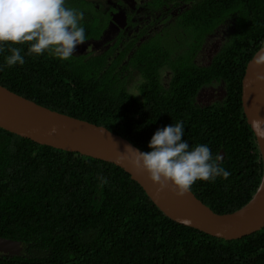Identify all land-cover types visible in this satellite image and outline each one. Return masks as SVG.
I'll return each mask as SVG.
<instances>
[{"label":"trees","instance_id":"trees-1","mask_svg":"<svg viewBox=\"0 0 264 264\" xmlns=\"http://www.w3.org/2000/svg\"><path fill=\"white\" fill-rule=\"evenodd\" d=\"M79 5L65 0L77 12ZM210 6L215 21L209 27L224 17L237 24L207 64L193 61L198 46L190 44L153 40L137 47L146 78L141 98L126 92L118 75L85 72L80 62L49 51L29 54L28 43L0 45V84L104 126L146 152L157 129L183 121L189 146L206 144L230 173L227 179L197 180L191 191L214 212H232L252 197L262 174L261 153L242 109L241 80L264 45V0H212ZM11 47L21 49L23 65H6ZM165 64L173 70L167 89L159 80ZM212 81L223 84V101L195 103L196 93ZM174 105L177 115L165 121L166 108ZM0 235L23 244L19 255L0 252V264H264V226L237 239L212 236L166 216L119 166L2 128Z\"/></svg>","mask_w":264,"mask_h":264},{"label":"water","instance_id":"water-1","mask_svg":"<svg viewBox=\"0 0 264 264\" xmlns=\"http://www.w3.org/2000/svg\"><path fill=\"white\" fill-rule=\"evenodd\" d=\"M264 45L247 62L241 80V103L246 121L256 138L261 158L262 174L252 197L240 208L216 213L190 190L183 196L176 194L174 185L163 189L153 184L142 168L132 163V154L125 153L126 145L141 152L128 139L104 126L52 110L27 99L0 84V128L27 137L40 144L78 152L82 155L110 162L127 172L151 201L170 219L223 239H237L264 226V124L257 127L253 120H264V81L256 79L264 74ZM55 128V132L51 129ZM23 244L0 235V252L19 255Z\"/></svg>","mask_w":264,"mask_h":264},{"label":"flooded vegetation","instance_id":"flooded-vegetation-1","mask_svg":"<svg viewBox=\"0 0 264 264\" xmlns=\"http://www.w3.org/2000/svg\"><path fill=\"white\" fill-rule=\"evenodd\" d=\"M79 1L81 5L76 8L79 9V13H83L80 23L85 29L86 40L76 46L69 59L80 62L85 72L98 74L109 72L112 77L118 75L116 79L123 80L126 92L138 98L142 96L140 86L146 78L141 72L140 56L134 54L137 47L153 40H159L163 45L190 44L193 48L198 46L193 61L198 65H204L210 61L225 40L227 32L233 30L237 24L233 17H224L209 27L212 21H215L210 6L212 0ZM203 9L207 10L204 17ZM194 30L200 31V34L194 36ZM172 74L173 70L169 64L159 69V80L165 89L169 87ZM133 83L137 86L136 94L130 91V85ZM213 83L217 84L216 81H212L201 88L211 86ZM198 92L194 97V102L198 105L223 101L222 99L200 104L197 100L200 96ZM173 107L166 108L165 121L177 115V107L175 105ZM168 109L171 110L167 113Z\"/></svg>","mask_w":264,"mask_h":264},{"label":"clouds","instance_id":"clouds-1","mask_svg":"<svg viewBox=\"0 0 264 264\" xmlns=\"http://www.w3.org/2000/svg\"><path fill=\"white\" fill-rule=\"evenodd\" d=\"M82 19L83 13L66 7L65 0H0V45L28 43L29 54L49 51L67 60L76 46L86 40L85 29L80 23ZM3 50L0 47V51ZM9 51L7 66L25 63L20 48L11 47ZM262 61L264 56L256 63ZM256 79L264 81V74L258 72ZM253 124L259 127L264 120L257 118ZM51 131L55 132V128ZM183 135V121H178L155 131L148 143L151 151L141 152L126 145L125 153L132 154L133 165L146 171L153 184L161 189L174 185L178 196L189 192L197 180L228 178L230 173L220 166L221 155L213 157L206 144L190 147ZM100 180L108 183L104 177Z\"/></svg>","mask_w":264,"mask_h":264},{"label":"rangeland","instance_id":"rangeland-1","mask_svg":"<svg viewBox=\"0 0 264 264\" xmlns=\"http://www.w3.org/2000/svg\"><path fill=\"white\" fill-rule=\"evenodd\" d=\"M130 91L134 92L135 94L137 93V86L134 85V83L130 85ZM207 92L208 94H206ZM198 94H200V96L197 98V100L200 104L213 102L215 100H222L225 96L224 86L221 83H213L211 86L200 89Z\"/></svg>","mask_w":264,"mask_h":264},{"label":"bare ground","instance_id":"bare-ground-1","mask_svg":"<svg viewBox=\"0 0 264 264\" xmlns=\"http://www.w3.org/2000/svg\"><path fill=\"white\" fill-rule=\"evenodd\" d=\"M248 124V123H247Z\"/></svg>","mask_w":264,"mask_h":264}]
</instances>
